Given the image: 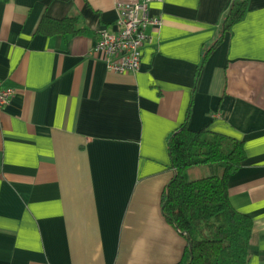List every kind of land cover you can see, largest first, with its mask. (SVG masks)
I'll return each instance as SVG.
<instances>
[{
  "label": "crops",
  "instance_id": "0c3cea01",
  "mask_svg": "<svg viewBox=\"0 0 264 264\" xmlns=\"http://www.w3.org/2000/svg\"><path fill=\"white\" fill-rule=\"evenodd\" d=\"M135 1L0 0V81L16 89L0 109V264L179 261L160 198L186 116L243 142L227 190L253 221L248 264H264V0L227 27L235 0L153 2L139 69L114 71L99 30ZM65 16L75 32L40 29Z\"/></svg>",
  "mask_w": 264,
  "mask_h": 264
},
{
  "label": "trees",
  "instance_id": "16d2710c",
  "mask_svg": "<svg viewBox=\"0 0 264 264\" xmlns=\"http://www.w3.org/2000/svg\"><path fill=\"white\" fill-rule=\"evenodd\" d=\"M246 0H235L223 26L240 19ZM75 18L44 17L40 29L75 32ZM172 176L161 192V210L185 239L179 261L165 264H248L253 221L235 208L228 176L245 157L243 142L207 127L192 129L188 117L166 137Z\"/></svg>",
  "mask_w": 264,
  "mask_h": 264
},
{
  "label": "built area",
  "instance_id": "2783aa9c",
  "mask_svg": "<svg viewBox=\"0 0 264 264\" xmlns=\"http://www.w3.org/2000/svg\"><path fill=\"white\" fill-rule=\"evenodd\" d=\"M164 0H137L118 4L120 11L113 31L99 30L95 48L103 51L106 65L118 72H135L142 59V48L149 40L146 27L159 25L161 16L151 13L153 2ZM16 89L0 81V109L9 102Z\"/></svg>",
  "mask_w": 264,
  "mask_h": 264
}]
</instances>
